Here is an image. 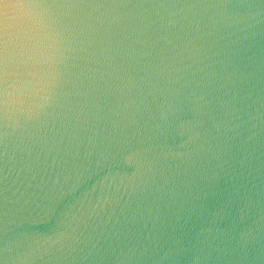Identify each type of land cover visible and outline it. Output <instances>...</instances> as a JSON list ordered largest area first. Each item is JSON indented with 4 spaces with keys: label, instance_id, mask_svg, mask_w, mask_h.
Listing matches in <instances>:
<instances>
[{
    "label": "clouds",
    "instance_id": "clouds-1",
    "mask_svg": "<svg viewBox=\"0 0 264 264\" xmlns=\"http://www.w3.org/2000/svg\"><path fill=\"white\" fill-rule=\"evenodd\" d=\"M42 22L24 0H0V41L4 67L0 71V106L31 111L30 100L43 92L46 54ZM12 83H9V82Z\"/></svg>",
    "mask_w": 264,
    "mask_h": 264
}]
</instances>
